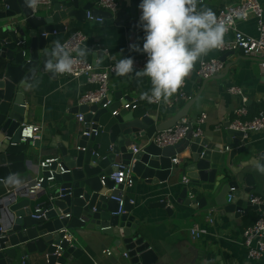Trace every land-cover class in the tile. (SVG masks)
<instances>
[{
  "label": "water",
  "instance_id": "obj_1",
  "mask_svg": "<svg viewBox=\"0 0 264 264\" xmlns=\"http://www.w3.org/2000/svg\"><path fill=\"white\" fill-rule=\"evenodd\" d=\"M68 1L48 12L34 13L24 0H0V181L30 173V166L42 154L57 156L67 172L56 175L53 183L44 184L46 212L40 219L31 218L32 198H0V264H32L33 255L37 256L34 264H72L84 256L77 239L89 232L104 237L113 250L125 254L129 264H152L157 257L138 231L143 222L135 218L134 204L122 185L115 187L109 179L120 171L119 166L130 171L134 179L157 186L174 180L178 168L173 161L179 157L182 179L193 186H213L200 201L190 199L189 190L183 187L179 204L193 210L210 208L211 213L230 221L262 211L264 207L251 205L249 198L256 190L255 165L264 159V153L254 157L248 138L235 130L230 121L213 133L214 140L207 134L197 138L190 135L167 148L152 142L157 133L173 128L187 117L196 99H190L170 119L159 123L149 108L131 103L117 93L109 96V101L114 99L115 103L106 109L101 108L103 104L78 107L74 112L84 116L83 129L67 143L60 144L57 139L47 146L40 140L19 142L21 126L28 124L32 112V93H22L21 84L28 79L34 83L43 74L55 77L43 70L45 52L53 46L47 43V36L63 33L71 21L86 22L88 13L93 20L112 19L110 12L90 4L81 8L80 0ZM140 2L133 0L134 5L137 3L133 22L140 17ZM125 26L134 28L136 24ZM233 54L220 61L225 63ZM238 54L242 55V51ZM106 114L112 116L108 142L97 143L99 135H83L97 130ZM228 196L232 197L231 202L227 201ZM119 201L123 203L121 214ZM168 201L149 207L164 210L170 216L173 210ZM212 258L204 255L203 259L208 263Z\"/></svg>",
  "mask_w": 264,
  "mask_h": 264
},
{
  "label": "crops",
  "instance_id": "obj_2",
  "mask_svg": "<svg viewBox=\"0 0 264 264\" xmlns=\"http://www.w3.org/2000/svg\"><path fill=\"white\" fill-rule=\"evenodd\" d=\"M68 0H51L50 8L39 12H48L59 4L68 3ZM243 0H206L203 5H197L198 10H211L214 14L225 7L239 4ZM264 13V0H258ZM90 4L97 9L96 0H80V7ZM69 6V5H68ZM133 0H120L119 8L113 14L112 19L101 18L88 20L84 23L71 21L63 33L47 36V43L53 45L54 41L63 43L69 36L76 32L82 33L86 41L81 49L86 50L84 60L96 64L97 67L105 68L110 64L119 62L121 58L131 57L133 60L142 57L143 53L131 51L130 45L142 47L144 32L141 29L139 18L132 21L133 11L136 9ZM140 15L141 12L138 9ZM135 23L136 27H126L125 24ZM123 24L124 26H121ZM237 29L244 35L256 38V19L250 16L247 21H237ZM232 35L224 36V43L232 41ZM231 52L220 53L214 49L207 55L202 56L194 65L190 74L185 78V87L188 96L196 99L188 112L187 118L194 122L206 115L204 124L200 127L203 134H207L210 140H214L213 133L220 130L227 122L234 120V111L242 106L247 110V120H251L264 113V59L262 57L246 58L234 52L226 58L223 70L209 81H202L195 72L202 59H221ZM236 87L241 90L242 96L230 95L227 89ZM93 90L84 79H70L67 77H50L43 74L36 78L32 88L31 106L28 124L40 128V141L46 146L51 140L57 139L60 144L67 143L75 134L80 133L83 124L76 118L75 110L79 107V99L86 91ZM151 82L147 77L138 78L134 74L120 76L112 74L109 79L110 95L122 93L130 99L131 103L138 102L153 111L159 123L170 119L178 110L184 107V103L178 104L173 109L165 107V103L159 106L153 105L142 99V94L150 93ZM171 98V97H170ZM245 101V102H244ZM163 102V100H162ZM115 103L114 99L110 104ZM112 116L106 114L99 126L102 133L99 134L97 143L108 142V124ZM252 148V155L259 157L264 153V133L250 134L247 139ZM57 157L54 154H42L34 160L30 166V173L18 175L22 180L19 187L10 186L7 182L0 181V198L7 193L13 192L26 185L35 178V169L38 163L46 158ZM178 173L169 184L157 186L146 185L136 180L131 189L126 191V196L134 204V213L140 222L141 236L151 245L157 257L152 264H264V258L250 262L242 247V234L246 228L254 225L261 212H251L247 216L234 221L221 218L211 213L210 208L193 210L184 207L177 202L183 187L192 192L197 201L203 199L204 193L213 186L200 184L193 186L184 185L180 175L181 161L177 157ZM256 190L251 194L264 201V174L253 173ZM46 193L39 192L32 197L31 209L45 202ZM169 200L173 210L172 215H167L164 210L151 209L149 206L155 203ZM261 213V214H262ZM208 219L213 220V225L208 224ZM192 229H198L203 236L194 240L191 235ZM99 233L89 232L83 239H77V243L84 251V256L74 260L72 264H129L125 254H119L105 241ZM106 251L111 255L107 256ZM204 255L213 258L208 263L203 259ZM35 255L31 256L32 264ZM39 258V257H38Z\"/></svg>",
  "mask_w": 264,
  "mask_h": 264
},
{
  "label": "built area",
  "instance_id": "obj_3",
  "mask_svg": "<svg viewBox=\"0 0 264 264\" xmlns=\"http://www.w3.org/2000/svg\"><path fill=\"white\" fill-rule=\"evenodd\" d=\"M206 0H198L197 5H203ZM120 0H96V6L100 10L110 12L112 14L116 13L119 8ZM51 0H38V6L33 10L34 13L41 10L50 8ZM217 20L225 23L227 26V31L224 36L232 35V41L229 43H223V46L216 49L220 53L226 52H238L242 51V56L246 58H256L262 57L264 59V13L262 7L258 0H243L239 4L231 5L223 9L218 10L215 13ZM250 16L256 19L257 24V37H249L244 35L237 29V21H247ZM88 20H93L91 15L87 14ZM97 21H101L98 19ZM86 41V37L80 33L76 32L68 37L64 41L63 45L70 50L73 56L76 55V50L81 49ZM78 63L74 65L73 72L68 74L60 75V77H67L70 79H84L87 85L93 87V90L86 91L83 93L79 99V107L87 106L91 107L94 105H102V109H106L110 105L109 96V79L112 74L118 73L117 65L118 62L110 64L109 66L102 68L97 67L99 63L92 64L83 58L77 57ZM134 71H140L143 69L147 57L145 54L138 59L133 60ZM223 70V63L219 59H202L199 63L195 74L202 81H207L218 75ZM227 93L230 95L242 96L240 89L236 87H230L227 89ZM191 99L186 92L185 83L174 93L167 102L152 101L145 99L150 104L159 106L161 103H165V107L173 109L178 104L187 103ZM245 102V101H244ZM125 106L124 109H127ZM115 112L113 114L116 115ZM247 110L244 106L236 109L234 111V120L231 125L235 130H238L244 134V138L247 139L250 134L253 133H264V113L259 116L247 120ZM83 115L78 114L76 116L77 121L83 124ZM206 115L202 114L199 119L191 122L187 117L179 120L175 126L171 129L165 130L163 132L157 133L153 138L152 142L159 148L173 147L179 144L181 141L185 140L188 136L192 138H197L202 136L201 126L204 124ZM40 128L36 125H23L21 126L19 133V142L25 143L27 141L35 142L40 140ZM102 133V127H98L97 130L91 131L89 134L83 133L85 136H98ZM133 151L137 153V148L133 147ZM59 158L50 157L41 160L35 169V178L31 179L26 185L20 189H16L13 192L7 193L4 197L20 195L25 198H32L36 196L39 192L43 191L44 184L53 183L56 175H63L67 173L64 171ZM174 164H178V160L173 161ZM56 165V168H53ZM120 171L113 173L109 179L113 182L114 186H120L124 190L131 189L135 184V179L130 171L125 172V168L119 166ZM47 173L45 176L43 174ZM183 184L187 185L188 181L183 179ZM233 191V190H231ZM3 197V198H4ZM190 199L194 198L192 192H189ZM232 197L228 196L227 201L231 202ZM120 202V207L118 214L122 213V201ZM249 202L251 205L258 208L264 207V201L258 197H253L250 195ZM130 203L133 204L132 201ZM46 202L36 205L33 209L31 218L40 219L44 217L46 212ZM258 212H261L259 210ZM262 213V212H261ZM260 213V216L256 220L253 226L246 228L242 234V247L245 250L246 257L248 261H258L264 258V214ZM66 217H69L67 215ZM208 224L213 225V220L208 219ZM191 235L194 240H199L202 238L203 234L198 229H192ZM105 254L110 256V251H106Z\"/></svg>",
  "mask_w": 264,
  "mask_h": 264
},
{
  "label": "clouds",
  "instance_id": "obj_4",
  "mask_svg": "<svg viewBox=\"0 0 264 264\" xmlns=\"http://www.w3.org/2000/svg\"><path fill=\"white\" fill-rule=\"evenodd\" d=\"M198 0H141L139 22L144 32L142 47L130 45L131 51L143 53L147 61L140 71H134L131 57L121 58L117 65L118 75L134 74L147 77L151 82L150 93L142 99L152 101L169 98L183 85L196 62L210 51L223 46L227 26L217 20L211 10H198ZM29 9L38 6V0H24ZM86 56V50L77 49L76 55L58 40L45 52L43 70L55 76L70 74L77 57ZM30 79L21 84V91L31 92ZM256 170L264 174V159L257 160ZM7 184L19 187L22 180L15 175L7 178Z\"/></svg>",
  "mask_w": 264,
  "mask_h": 264
}]
</instances>
